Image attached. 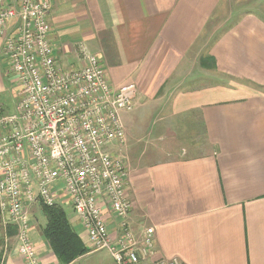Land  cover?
<instances>
[{"label":"crops","instance_id":"obj_1","mask_svg":"<svg viewBox=\"0 0 264 264\" xmlns=\"http://www.w3.org/2000/svg\"><path fill=\"white\" fill-rule=\"evenodd\" d=\"M49 1V40L62 66L76 65L84 44L113 86L136 85L134 107L121 115L127 220L136 235L153 227L155 245L139 264L161 256L264 264V0ZM191 57L203 71L188 72ZM3 69L0 60L1 105ZM66 199L60 194L55 206L68 204L89 248ZM37 206L44 214L39 201L26 209L28 237L41 264H61ZM104 218L116 237L118 220L106 206ZM4 245L0 264H25L14 237ZM111 258L89 249L66 264H115Z\"/></svg>","mask_w":264,"mask_h":264},{"label":"built area","instance_id":"obj_2","mask_svg":"<svg viewBox=\"0 0 264 264\" xmlns=\"http://www.w3.org/2000/svg\"><path fill=\"white\" fill-rule=\"evenodd\" d=\"M50 8L49 0H0V60L16 89L9 110L0 104V224L17 227L15 250L25 264H41L26 209L56 205L65 194L90 250H106L115 264H139L155 245L153 227L136 235L127 220L121 115L134 107L136 86H113L84 44L77 64L62 66L49 40ZM104 206L118 220L114 238ZM148 264L183 263L161 256Z\"/></svg>","mask_w":264,"mask_h":264},{"label":"trees","instance_id":"obj_3","mask_svg":"<svg viewBox=\"0 0 264 264\" xmlns=\"http://www.w3.org/2000/svg\"><path fill=\"white\" fill-rule=\"evenodd\" d=\"M42 210L47 219L42 228V234L61 264H66V262L69 263L74 258L89 250L86 248L85 242L69 222L65 210L55 205L43 206ZM7 225L8 228L5 233L7 235L16 234L15 224ZM3 239L4 238L0 237V263L4 252L3 245H1Z\"/></svg>","mask_w":264,"mask_h":264},{"label":"rangeland","instance_id":"obj_4","mask_svg":"<svg viewBox=\"0 0 264 264\" xmlns=\"http://www.w3.org/2000/svg\"><path fill=\"white\" fill-rule=\"evenodd\" d=\"M197 59H195V58H193V57H191L190 59H189V62H187L188 63V66H190V68L188 67V72H190V73H192V72H199L200 70H202L203 71V69H201V66L199 65V63H196L197 61H196ZM194 64V65H193ZM198 69V70H197ZM187 72V73H188ZM205 73H206V71H204ZM211 72H213V71H211ZM209 73L210 75H209V77L211 78L210 79V81H212L213 79H214V75H213V73ZM184 73H185V71H184ZM190 73H188V74H190ZM208 74V73H207ZM6 80H7V82L8 83H6L5 84V89H6V93L2 96V108H4V109H9V106H11V104L15 101V99H14V93H15V88L12 86V85H10V82H12L13 83V81H11V80H13V78L12 77H6ZM134 83V82H133ZM136 86V85H135ZM65 202L67 203V202H69V200H68V198L65 200ZM37 208H38V210H37V213H39L41 216H40V220L42 221V222H44L45 220H46V217H45V215L41 212V210L39 209V207L37 206ZM64 209H65V211L68 213V211H69V206H68V204H65V207H64ZM74 214V213H73ZM76 217V216H75ZM77 218V217H76ZM7 228H8V225H5V226H3V225H1L0 224V229H1V231H0V237H2V238H4L3 239V241H2V243H1V245H3V249H4V244H5V242H8V240H10V238L11 237H14L15 235H7L6 233H5V231L7 230ZM16 231H17V227H16V229H15ZM9 237V238H8ZM14 239H15V237H14ZM1 242V241H0ZM1 247V246H0ZM87 248V247H86ZM89 249V248H88ZM86 253V252H85ZM82 255V254H81ZM80 255V256H81ZM79 257V256H78ZM77 258V257H76ZM76 258H74V259H76ZM73 259V260H74Z\"/></svg>","mask_w":264,"mask_h":264}]
</instances>
